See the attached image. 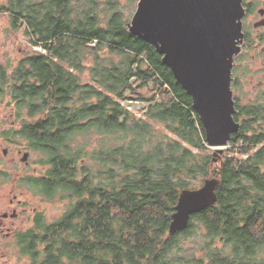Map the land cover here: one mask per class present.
Masks as SVG:
<instances>
[{
  "label": "trees",
  "instance_id": "16d2710c",
  "mask_svg": "<svg viewBox=\"0 0 264 264\" xmlns=\"http://www.w3.org/2000/svg\"><path fill=\"white\" fill-rule=\"evenodd\" d=\"M131 11L119 0H0L31 46L0 62V105L15 118L1 135L37 154L41 170L19 184L64 205L52 219L32 208L14 239L19 259L264 264V92L234 99L240 127L214 161L191 97L129 32ZM122 100L144 103L143 114ZM206 178L218 179L217 201L169 236L180 191Z\"/></svg>",
  "mask_w": 264,
  "mask_h": 264
},
{
  "label": "water",
  "instance_id": "95a60500",
  "mask_svg": "<svg viewBox=\"0 0 264 264\" xmlns=\"http://www.w3.org/2000/svg\"><path fill=\"white\" fill-rule=\"evenodd\" d=\"M242 15V0H137L127 22L129 32L155 48L191 97L214 161L240 127L234 119L231 73L240 51ZM27 154L20 160L26 161ZM217 185L218 179L206 178L199 187L180 191L169 236L217 201Z\"/></svg>",
  "mask_w": 264,
  "mask_h": 264
},
{
  "label": "rangeland",
  "instance_id": "374dc122",
  "mask_svg": "<svg viewBox=\"0 0 264 264\" xmlns=\"http://www.w3.org/2000/svg\"><path fill=\"white\" fill-rule=\"evenodd\" d=\"M119 1L124 7L132 10L128 19L129 21L136 9L137 0L130 6L124 5L128 0ZM128 13L129 12L125 10L126 17L128 16ZM93 44H95V42L91 43V45ZM34 49L41 51L42 48L36 46ZM28 50H31V46L27 37L24 35L23 29L11 28L9 17L5 14H0V62H7L8 60L14 64L17 61V58L21 57ZM256 67L257 66L254 64L251 65L249 60H246V62H243L240 66L241 78L239 79L235 76L236 81L232 90L234 98L239 105L256 101L257 93L255 91L259 86L261 79V74L258 72H252ZM85 75H87V71L84 72V76ZM147 89H143L141 93L148 95ZM128 105L129 108L134 111L135 116L139 117L143 114L144 103L140 101H131ZM12 112V108L8 109L5 108V106L0 105V215L5 211L11 212L13 208L19 210V205H17L16 201V199L19 198L26 200V205H28L27 211L32 208L42 209L45 206L47 207L46 202L39 200L38 197H36L25 185L21 186L19 184L20 178L25 175L38 173L41 170V167L34 164L37 154L35 155V153L30 149L28 150L20 143H6L2 137V130L9 124L13 123V119L15 120ZM3 149H6L5 153H3ZM209 151L212 154L214 149L209 147ZM25 152L28 153V156L26 161L23 162L20 159L24 156ZM200 185L201 183H196L195 188ZM63 208L64 205L60 203L48 206V218H55L61 213ZM10 220L11 218H8L4 221L5 226L11 225ZM13 220L14 225H23L19 224L22 221L20 216ZM27 225L28 224L26 223V226ZM191 245L192 239L187 238L184 241V247L188 248L191 247ZM25 260V258L19 259L14 239L9 240L5 237L0 238V264H24Z\"/></svg>",
  "mask_w": 264,
  "mask_h": 264
},
{
  "label": "flooded vegetation",
  "instance_id": "af4514ba",
  "mask_svg": "<svg viewBox=\"0 0 264 264\" xmlns=\"http://www.w3.org/2000/svg\"><path fill=\"white\" fill-rule=\"evenodd\" d=\"M242 8V37L238 42L240 51L233 58L231 89H233L234 83L236 81L235 76L239 79L242 76L240 72V66L243 64V62L249 60L251 65L254 64L257 66L252 70V72H258L261 74L259 86L255 91L257 93V101L259 94L264 92V0H242ZM16 201L17 205H19V210L13 208L11 212L5 211L0 215V238L5 237L9 240L16 239V233L25 229L27 215L30 213V211H32V209L27 211L28 205H26V200L19 198L16 199ZM19 216L22 218V221L19 224L23 225H14L13 219H17ZM8 218H11V225L5 226L4 221H6Z\"/></svg>",
  "mask_w": 264,
  "mask_h": 264
},
{
  "label": "built area",
  "instance_id": "2783aa9c",
  "mask_svg": "<svg viewBox=\"0 0 264 264\" xmlns=\"http://www.w3.org/2000/svg\"><path fill=\"white\" fill-rule=\"evenodd\" d=\"M121 104H122L124 107H126L127 109H130V108H129V105H128V103H127L126 101L121 102Z\"/></svg>",
  "mask_w": 264,
  "mask_h": 264
}]
</instances>
